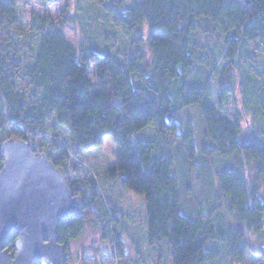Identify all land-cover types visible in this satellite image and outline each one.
I'll return each instance as SVG.
<instances>
[{
	"label": "trees",
	"instance_id": "trees-1",
	"mask_svg": "<svg viewBox=\"0 0 264 264\" xmlns=\"http://www.w3.org/2000/svg\"><path fill=\"white\" fill-rule=\"evenodd\" d=\"M87 1L106 7L109 21L133 33L137 46L122 60L85 43L76 51L48 15L33 18L30 32L23 34L15 2L0 4V132L43 139L48 127H64L76 157L110 136L119 147L111 178L116 175L122 188L144 197L150 245L166 241L172 264H206L217 255L208 244L218 241L231 259L242 261L249 249L242 227L257 234L264 225V129L246 136L240 123L241 110L264 117V71L247 69L241 52L244 43L264 38V0ZM68 23L64 18L61 24ZM23 36L29 40H21ZM216 37L222 40L218 65L212 54L206 57L207 42ZM196 66L205 69L208 79L219 68L227 74L220 84L221 100L237 89L243 96L238 118L230 124L212 106L208 82L189 87L187 75ZM189 106L197 107L205 126L198 151L196 138L181 133L178 121ZM148 126L166 138L183 137L184 158L193 167L196 155L217 154L229 162L216 169V185L208 188L216 206L194 216L182 213L184 194L172 171L173 158L154 155V141H132ZM53 150L59 152L54 166L65 170L69 151H61L59 144ZM74 192L90 206L99 199L95 187L88 197L82 190ZM225 220L231 224L225 226ZM83 223L76 216L60 221L58 242L77 238ZM16 237L12 233L6 245L12 254Z\"/></svg>",
	"mask_w": 264,
	"mask_h": 264
},
{
	"label": "rangeland",
	"instance_id": "rangeland-1",
	"mask_svg": "<svg viewBox=\"0 0 264 264\" xmlns=\"http://www.w3.org/2000/svg\"><path fill=\"white\" fill-rule=\"evenodd\" d=\"M13 1L16 4L19 19V30L23 34L30 32L33 18L44 19L48 15L53 22L61 27L66 41L77 51L81 43L96 46L100 52L106 53L116 60H122L137 45L133 42V33L124 26L113 23L107 18L106 7H98L81 0L83 9L78 0H0L5 6ZM64 18H69L71 23L61 24ZM146 28H144V32ZM145 37V34H144ZM219 38V37H218ZM216 37L208 40L210 54L213 55L216 65L220 61L222 40ZM21 40H29L26 36ZM143 51L146 47L141 46ZM245 56L243 64L250 65L252 73L264 71V38L248 41L243 44L242 51ZM211 62V66L214 64ZM247 66V65H246ZM205 69L196 66L187 75L189 87L204 85L206 82L211 86L213 95L211 104L218 109L219 116L229 124L238 118L240 113V101L243 96L235 92H225L221 100L219 89L221 81L226 83L227 74L219 68L213 79H208ZM201 73H204L203 75ZM93 73H90L92 77ZM253 112V111H252ZM252 112L244 115L240 123L246 128V136L257 134L264 129V117L252 115ZM254 113V112H253ZM246 118V123L245 119ZM181 133L187 135L191 132L197 140L196 149L201 147L204 133L203 119L196 106L184 108L179 114ZM248 121V122H247ZM249 123V124H248ZM6 132V131H5ZM13 138L6 132H0V157L1 145L4 141ZM45 138V139H44ZM43 139L29 137L33 152L45 154L52 163L57 160L59 152L53 150L54 144H59L61 151H69L70 160L65 170H59L64 176L66 183L74 196V190H82L85 196H90L92 187L96 188L99 199L93 201L92 206L87 199H83L84 218L81 234L64 244L66 252L65 264H172L169 246L166 241L150 245L146 232V202L142 195L131 190L122 188L119 180L111 175L116 171V161L119 147L110 136L104 138L100 147L83 152L79 157L72 154L69 145V135L64 127L53 130L48 127ZM154 141V155L169 154L175 161L172 171L176 172L180 188L184 194V215L194 216L198 211L216 206L213 194L209 186L216 185L214 172L226 167L229 162L223 161L217 154H211L208 158L197 156L193 161H185V149L182 139L166 138L156 132L154 127L148 126L134 134L133 142ZM2 161H0V164ZM79 163L81 168L76 164ZM175 169V170H174ZM201 180V183H199ZM198 181V182H197ZM264 196V191H260ZM225 226L230 225L225 220ZM244 230L245 241L249 246L242 261L231 259L218 241L209 243L207 247L216 252V258L206 264H264V225L257 234ZM120 242V251L117 243ZM11 256L12 254L8 251Z\"/></svg>",
	"mask_w": 264,
	"mask_h": 264
},
{
	"label": "water",
	"instance_id": "water-1",
	"mask_svg": "<svg viewBox=\"0 0 264 264\" xmlns=\"http://www.w3.org/2000/svg\"><path fill=\"white\" fill-rule=\"evenodd\" d=\"M1 153L0 264H65L59 222L83 215L82 198L73 195L45 154L33 152L29 141L10 138ZM12 233L17 235L13 256L6 248Z\"/></svg>",
	"mask_w": 264,
	"mask_h": 264
}]
</instances>
